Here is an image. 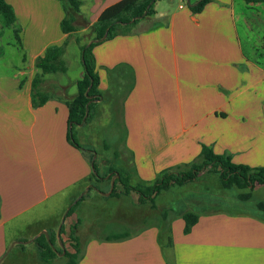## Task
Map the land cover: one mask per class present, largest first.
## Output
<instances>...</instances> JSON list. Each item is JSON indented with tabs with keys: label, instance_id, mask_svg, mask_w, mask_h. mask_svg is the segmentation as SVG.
<instances>
[{
	"label": "crops",
	"instance_id": "1",
	"mask_svg": "<svg viewBox=\"0 0 264 264\" xmlns=\"http://www.w3.org/2000/svg\"><path fill=\"white\" fill-rule=\"evenodd\" d=\"M80 1L77 30L64 33L61 1L7 0L16 16L7 28L22 57L0 75V264L13 249L36 247L40 256L41 236L53 237L51 246L63 253L73 252L76 239L83 252L79 264H264V214L247 210L264 185L245 190L253 194L246 202L237 198L242 191L229 202L214 193L194 194L188 201L196 204L180 206L204 208L192 231L185 234V221L177 217L163 235L159 223H145V213L134 215L145 209L135 194L117 183V196H111L115 175L97 180L92 166L97 161L101 175L113 168L150 181L194 162L207 146L235 164L264 167V48H258L264 36L247 55L239 34L240 23L249 36L255 33L259 17L246 9L261 3L210 0L194 13L190 5L201 0H166L165 6L159 0L152 16L96 45L102 97L90 121L75 126L79 148L69 139L67 101L78 93L83 65L70 83L61 78L69 69L46 75L40 88L51 97L43 105L34 106L32 93L37 60L65 43L64 61L70 44L82 59L90 27L121 0ZM106 109L122 116L130 160L119 151V166L104 158L88 132ZM222 201L237 209L221 207ZM125 232L131 237L106 239Z\"/></svg>",
	"mask_w": 264,
	"mask_h": 264
},
{
	"label": "trees",
	"instance_id": "2",
	"mask_svg": "<svg viewBox=\"0 0 264 264\" xmlns=\"http://www.w3.org/2000/svg\"><path fill=\"white\" fill-rule=\"evenodd\" d=\"M59 1H61L65 11V17L61 24L63 32H75L77 30L75 23L80 13L81 1ZM157 1L159 0H121L105 9L98 21L90 27L89 40L81 46V60L84 72L82 78L77 82L78 93L73 99L67 101L69 107V139L74 146L81 148L74 136L75 126L90 121L96 103L102 97V92L99 90L100 76L93 53L94 47L120 34L127 33L141 19L152 16L155 13L154 6ZM246 1L247 3L264 4V0ZM209 2L210 0H201L197 4L190 5V9L194 13H199ZM0 17L6 27H11L16 22L14 10L7 0H0ZM107 31V37L104 39ZM66 45L67 43L63 46L49 48L45 55L37 60L36 68L38 72L33 81L32 93L34 106L43 105L51 97L50 93L43 92L40 88L44 82V77L59 72H67L68 67L62 58ZM92 166L93 177L97 180L104 179L107 176L111 179L116 173L119 175L111 196H117L116 184L119 183L126 194H135L139 203L150 205L156 210L157 212L153 219L159 223V228L163 235L170 232V224L177 217L184 219V233L189 234L198 223L200 215L204 213V208L198 211H188L183 207L175 209L171 206L157 209L156 198L164 192L171 191L174 187H182L188 183H193L202 177L203 174H214L219 177L223 189L242 191L237 195V198L246 202L253 198V194L252 190H249V192H245V190L253 189L256 185H264V167L252 168L243 164H235L230 156L215 154L207 146H203L201 155L194 162L168 169L151 181L139 178L133 180L129 173L114 170L113 168L105 175H101L99 168H97V161H94ZM83 199L84 197L80 201ZM76 205L69 210L67 216L73 212ZM259 207H264V204L260 203ZM130 237L131 234L125 232L106 239L120 241ZM72 239L75 241L73 245L74 251L65 252V264H79L83 255L78 243H76V239ZM53 241V237L48 240L46 236H41L36 240L40 246V259L43 264H56L55 260L61 253V251H57L51 246Z\"/></svg>",
	"mask_w": 264,
	"mask_h": 264
},
{
	"label": "rangeland",
	"instance_id": "3",
	"mask_svg": "<svg viewBox=\"0 0 264 264\" xmlns=\"http://www.w3.org/2000/svg\"><path fill=\"white\" fill-rule=\"evenodd\" d=\"M167 1L163 0L161 4L165 6ZM179 1L180 0H176L175 5H178ZM239 10H241V7L239 8ZM246 10L249 17H252L254 15H257V17H259V21L257 22L259 26L258 28H256L254 34L251 32L250 36L247 33V29L243 27V24H239V34L242 39L244 51L247 55H250L252 51L251 47H257L256 44L259 41L258 38L264 36V4L261 3L260 5H255L254 9L251 8ZM15 43L16 37L14 36V30L12 28L4 27L2 19L0 18V75L7 74L9 72L10 66L18 65L21 63L22 52L18 49ZM258 48L262 51L264 47H261L259 45ZM64 58L69 70L68 73L61 78L66 83H70L78 79L79 71L82 69L80 48L78 49L73 44H70L68 46V53L66 56H64ZM106 110V117L101 118L98 123L95 122L93 127L88 132H90L92 136L95 135L96 143L94 144V146L100 153L106 155V157L104 158H110L111 162L114 163L115 166H119L118 162L120 161V158H118L116 155L119 151L123 152L125 156L123 160H130L127 150L125 149L124 151L125 133L124 125L122 123V116L118 111L109 112V109ZM74 132V136L78 141L80 138L77 135L76 128ZM84 144H86L89 148H94L92 144ZM124 164L120 162V166H123ZM129 174L133 180L136 179L135 174ZM113 178H115V176ZM238 192L239 191L237 189H223L218 176L209 173L203 174L202 177H200L193 183H188L182 187H174L171 191L164 192L159 195L156 198L158 207L157 209L164 206H171L175 209H178L183 204V202L189 203V205L196 204L195 201H188L190 196H195L194 194H198V197H210L214 193L215 195H213L215 198L217 197L216 195H219L224 197V199L228 201V199L234 198L238 194ZM255 194L256 197L254 198V200H252V202L249 203L251 204V207L247 208V210L253 213L264 214L256 207L258 202L264 203V191H256ZM228 202L226 203L222 201L218 205L225 209H228L229 211H235L237 209V206L229 204ZM123 207L126 208V206ZM193 209L198 208L194 207ZM212 209L215 210L216 207H212L210 210ZM156 212L157 211L154 210L150 205H145V209H143V207L141 208L140 206V209H138L137 212L135 211L134 215L142 217L145 213V223H152L154 221L153 216L156 214ZM69 250L74 251L73 245L70 246ZM4 257L7 258L1 264H43L40 259L39 253L36 250V247H32V249H30L27 253H22L20 249H13L11 252L6 253ZM65 262V253L61 251L57 259L55 260V263L65 264Z\"/></svg>",
	"mask_w": 264,
	"mask_h": 264
},
{
	"label": "water",
	"instance_id": "4",
	"mask_svg": "<svg viewBox=\"0 0 264 264\" xmlns=\"http://www.w3.org/2000/svg\"><path fill=\"white\" fill-rule=\"evenodd\" d=\"M107 33H108V31L106 32V34L104 36V39L107 37ZM90 43H92V42H90ZM118 177H119V175L115 174V178L112 179V190H113V187H114L115 179L118 178Z\"/></svg>",
	"mask_w": 264,
	"mask_h": 264
}]
</instances>
